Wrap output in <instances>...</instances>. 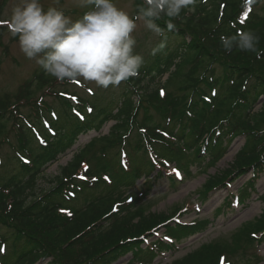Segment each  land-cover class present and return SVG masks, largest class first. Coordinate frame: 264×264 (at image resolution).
Returning a JSON list of instances; mask_svg holds the SVG:
<instances>
[{"label":"trees","instance_id":"trees-1","mask_svg":"<svg viewBox=\"0 0 264 264\" xmlns=\"http://www.w3.org/2000/svg\"><path fill=\"white\" fill-rule=\"evenodd\" d=\"M7 1L0 0V15ZM142 3L135 0V16ZM167 19L157 21L165 35L157 36L139 75L107 100L80 98V107L72 112L71 100L52 89L37 98L57 80L43 69L19 88L14 101L0 100L1 143L14 153L12 164L8 159L0 175V264H114L128 254L132 259L127 264H151L157 254L145 242L157 231L164 228L177 243L201 232V220L175 222L180 208L171 214L147 212L146 189L141 196L127 197L126 192L155 169V155L163 160L157 163L175 161L189 178L194 168L216 163L237 137L244 136L232 167L212 178L203 196L224 187L234 174L253 172L257 177L264 172V14L259 1L198 0L182 10L172 31L166 28ZM249 29L260 37L255 53L223 49L221 35ZM5 31L0 24V40ZM46 95L61 98L63 106L57 123H50L51 133L45 127L35 130L56 110ZM110 120L116 124L108 134H99L75 152L52 186L34 195L38 177L73 148L81 134L100 132ZM11 123L13 141L7 134ZM123 153L129 160L126 167L121 165ZM248 182L253 186V177ZM179 183L175 177L168 182L172 189ZM245 185L239 190L242 202ZM93 193L98 196L88 199ZM79 194L85 204L75 208L68 202ZM115 202L119 207L112 211ZM255 226L240 233L253 246L258 239L252 233L264 231V216ZM242 235L234 237V248ZM154 245L163 248L160 239ZM165 247L175 250L176 244ZM233 247L210 242L170 264H219L221 256L235 255ZM253 254L250 264L259 260Z\"/></svg>","mask_w":264,"mask_h":264},{"label":"rangeland","instance_id":"rangeland-1","mask_svg":"<svg viewBox=\"0 0 264 264\" xmlns=\"http://www.w3.org/2000/svg\"><path fill=\"white\" fill-rule=\"evenodd\" d=\"M259 1V9L264 14V0ZM18 0H8L3 12L0 15V24L5 27V33L0 40V100L9 98L14 101L16 92L19 88L33 75L35 72L42 69L35 60H29L21 52L18 44V38L12 34L8 27V19L11 13V8L17 3ZM118 7L127 11L131 16L135 17V0H115ZM41 3L45 9L49 6H54L65 11L66 15L70 16L72 19H77L82 16L83 12L88 9L82 7L80 0H41ZM136 38V46L134 51L143 56L144 60L149 58V54L153 50L154 43L157 36L147 30L143 21H137V28L133 33ZM143 66V65H142ZM168 77V73L162 77V82H164ZM77 80V81H76ZM73 84L64 83L65 80H54L50 81L52 83L47 84L46 88L37 93V98L43 95L48 89L62 94L64 97L65 93L76 94L81 98L90 99L91 101H96L97 99L107 100L110 95L120 91L123 87L124 82L118 86H109L107 89L97 86L94 82L86 81L83 79H76ZM92 90L94 94L89 93L87 89ZM46 90V91H45ZM50 105H53L56 110L61 113L62 107L60 102L61 98L55 96H45L44 97ZM5 101V102H6ZM262 101V100H261ZM1 102V101H0ZM3 101V103H5ZM103 102V101H102ZM60 104V105H59ZM261 106L257 105L255 111L259 112ZM48 121L51 120V114L48 113ZM36 122V121H34ZM46 121H41L36 124V129H43ZM53 123H57L56 121ZM116 124V120H110L103 127L100 132L90 131L88 133L81 134L79 136L78 142L73 146L72 149L68 150L66 154L62 155L61 158L54 164L50 165L48 169L38 177L37 185L34 190V195L41 194L45 190H48L52 184L56 175L60 172V167L66 165L74 156L75 152L82 149L84 146L90 143V141L98 137L99 134L106 135L109 133L110 128ZM13 124H9L7 134L10 141L14 140ZM3 136H0V175L4 174L7 166L8 159H10L8 164H12L11 157L13 156V151L10 146L5 142L1 143ZM245 143V137H237L227 149L224 157L219 159L216 163L210 164L209 166H203L194 168V173L183 183H180L175 189H172L166 178V176H161L158 179L155 178L156 171L150 173L149 175L139 179L134 188L131 190L132 193L136 194L141 188L147 190V194L144 199V205L147 212L153 213H165L171 214L176 208L187 207L188 210H194L190 213L188 211L186 215L182 216L183 220H201L203 224V230L192 237L185 238V243L180 245V248L175 253L170 251L164 252L163 257H156L151 264H170L175 259H180L184 255L192 252L204 244H209L210 242H227L234 246V237L237 235H242L241 230L250 227L256 228L258 220L263 218L264 202L260 197L264 194V172L260 175V179L255 185L254 192L250 193L253 197L246 204L240 206L226 208L224 212L220 211L221 205L223 204L229 193H234L241 187L250 175H246L239 180L233 182L229 188H219L213 192L208 193V195L203 196L202 191L206 190L210 185L209 181L212 178L222 175L227 169L231 168L235 160L236 154L242 148ZM173 165V163H172ZM168 170V169H167ZM146 180V181H145ZM148 185V186H147ZM248 185V184H247ZM149 187V188H147ZM250 189V186H247ZM249 191V190H248ZM94 194V193H93ZM33 195V197H34ZM98 196H89L88 199ZM85 197L76 201L72 206L79 207V205H84ZM245 203V202H244ZM256 230V229H255ZM258 237L262 235L257 233ZM262 238V237H261ZM253 242H250L248 237L244 238L241 236L235 244V252L233 257L230 255L228 260L233 261L234 264H250L248 258L254 256L253 252H256L257 243L253 246ZM259 252L263 257V260L255 259L251 264H264V243H259ZM131 259V255L118 261L116 264H125Z\"/></svg>","mask_w":264,"mask_h":264},{"label":"clouds","instance_id":"clouds-1","mask_svg":"<svg viewBox=\"0 0 264 264\" xmlns=\"http://www.w3.org/2000/svg\"><path fill=\"white\" fill-rule=\"evenodd\" d=\"M197 2L143 0L133 17L115 0H80L88 10L72 19L60 8L45 9L41 0H18L11 8L8 27L24 56L35 60L46 74L61 81L83 79L107 89L139 75L144 58L134 51L138 20L163 37L165 29L157 21L167 17L166 28L172 31L182 10ZM259 41V35L250 29L220 36L223 49L229 52L255 53Z\"/></svg>","mask_w":264,"mask_h":264},{"label":"snow or ice","instance_id":"snow-or-ice-1","mask_svg":"<svg viewBox=\"0 0 264 264\" xmlns=\"http://www.w3.org/2000/svg\"><path fill=\"white\" fill-rule=\"evenodd\" d=\"M0 251H3V248H0Z\"/></svg>","mask_w":264,"mask_h":264}]
</instances>
